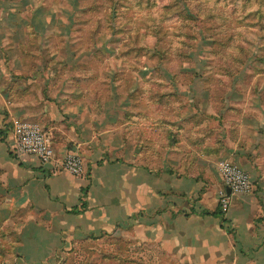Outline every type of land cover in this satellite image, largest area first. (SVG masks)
Listing matches in <instances>:
<instances>
[{
	"label": "rangeland",
	"instance_id": "374dc122",
	"mask_svg": "<svg viewBox=\"0 0 264 264\" xmlns=\"http://www.w3.org/2000/svg\"><path fill=\"white\" fill-rule=\"evenodd\" d=\"M16 122L44 127L57 151L67 143L84 175L92 162L154 149L163 160L185 138L201 148L214 140L259 192L264 0H0V141L9 152ZM187 155L183 170L194 174L197 154ZM9 176L0 170V264H128L102 262L90 243L73 254L54 242L42 245L45 258L28 254L20 236L43 232L27 224Z\"/></svg>",
	"mask_w": 264,
	"mask_h": 264
},
{
	"label": "crops",
	"instance_id": "0c3cea01",
	"mask_svg": "<svg viewBox=\"0 0 264 264\" xmlns=\"http://www.w3.org/2000/svg\"><path fill=\"white\" fill-rule=\"evenodd\" d=\"M133 130L135 143L140 125ZM211 141L204 140L201 148L185 138L180 144L187 147L166 148L163 160L161 155L151 157L154 149L149 155L92 162L83 176L54 170L31 157L16 161L0 141L5 154L0 170L16 182L8 189L17 191L13 196L19 195V206L27 209V224L43 232L22 233V243L32 245L27 246L32 249L28 254L45 258L42 245L52 242L62 244L58 247L62 253L73 254L78 245L90 243L101 247L102 262L264 264V206L258 202L264 189L233 195L227 213L211 214L221 209L227 187L219 165L230 157ZM206 147L212 149L203 151ZM194 151L198 166L189 175L183 170L184 160L187 152ZM56 152L64 155L72 150L64 142ZM45 220L50 222L44 225Z\"/></svg>",
	"mask_w": 264,
	"mask_h": 264
},
{
	"label": "built area",
	"instance_id": "2783aa9c",
	"mask_svg": "<svg viewBox=\"0 0 264 264\" xmlns=\"http://www.w3.org/2000/svg\"><path fill=\"white\" fill-rule=\"evenodd\" d=\"M11 153L18 158L31 157L54 170L65 171L73 176L84 174V162L77 153L59 155L49 132L37 123L16 122L10 134ZM219 170L227 189L220 199L222 212L229 211L233 195L252 190L253 180L248 172L231 161H222ZM228 189L231 193H228Z\"/></svg>",
	"mask_w": 264,
	"mask_h": 264
},
{
	"label": "trees",
	"instance_id": "16d2710c",
	"mask_svg": "<svg viewBox=\"0 0 264 264\" xmlns=\"http://www.w3.org/2000/svg\"><path fill=\"white\" fill-rule=\"evenodd\" d=\"M85 204V203H84ZM211 214H222V209H219L218 212H214V213H211Z\"/></svg>",
	"mask_w": 264,
	"mask_h": 264
},
{
	"label": "water",
	"instance_id": "95a60500",
	"mask_svg": "<svg viewBox=\"0 0 264 264\" xmlns=\"http://www.w3.org/2000/svg\"><path fill=\"white\" fill-rule=\"evenodd\" d=\"M228 193H229V194L231 193V190H230V189H228Z\"/></svg>",
	"mask_w": 264,
	"mask_h": 264
}]
</instances>
